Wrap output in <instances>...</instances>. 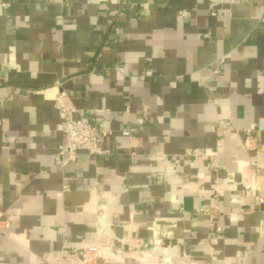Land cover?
I'll return each instance as SVG.
<instances>
[{
	"label": "crops",
	"instance_id": "obj_1",
	"mask_svg": "<svg viewBox=\"0 0 264 264\" xmlns=\"http://www.w3.org/2000/svg\"><path fill=\"white\" fill-rule=\"evenodd\" d=\"M262 18L264 0H0V264L54 261L97 219L122 262L87 264H264L242 186L264 196ZM57 82L108 155L54 166ZM216 149L215 172L185 156ZM96 197L113 202L76 212Z\"/></svg>",
	"mask_w": 264,
	"mask_h": 264
},
{
	"label": "built area",
	"instance_id": "obj_2",
	"mask_svg": "<svg viewBox=\"0 0 264 264\" xmlns=\"http://www.w3.org/2000/svg\"><path fill=\"white\" fill-rule=\"evenodd\" d=\"M229 6L237 5L239 3L248 2L250 0H227ZM3 8H8V3H2ZM190 17V13L186 10H181L178 12V20H185ZM264 22V18L261 19ZM204 38L209 37V33L203 34ZM219 71L214 70V74ZM146 76H151L150 72H146ZM57 92L53 99V107L57 112L60 120V129L64 138V143L56 148L55 155L53 157V164L60 170H64L70 163L75 159L76 153L78 151H85L91 156L108 155L109 151L101 147V142L104 137L111 136L113 132L107 129L97 128L91 125L87 118L85 117L84 111L76 108L66 92L63 90L61 83H56ZM127 111V109H126ZM110 114V112H108ZM139 129L137 128H122L120 133L125 137H132ZM243 148H249L248 138L242 145ZM218 148V147H217ZM187 157L199 158L206 161V166L210 171L215 172L217 170L216 156L217 149L209 154H204L199 151H190L185 154ZM178 159L176 158L175 162ZM245 191V197L251 199L257 204L264 203V196L260 195L259 192L261 188L258 184L253 183L252 185L244 183L243 185ZM123 190H125L123 188ZM69 186L67 184L62 185V192H68ZM113 202L111 197L101 199V197H96L93 202L81 205L77 209V213H84L85 208L93 207L96 210L105 209V207ZM202 211V210H200ZM97 228L94 233L91 234V240L85 237L76 236L75 241L81 243L79 247L70 248L67 246H62L57 253V257L54 261H50L47 257L41 259L42 264H87L90 257H97L98 255L107 258L108 260L122 262V259L112 253L108 247L107 242L102 243L101 240L105 239L102 234L105 229V224L100 222L99 219L96 220ZM0 230L7 231L9 228V223L7 221H0ZM211 226H215L213 223ZM216 231L220 229L214 227ZM261 233L264 234V217H262L260 223ZM8 236H13V233L6 232ZM107 241V239L105 240ZM156 251V249H152ZM140 255V254H139ZM136 260L137 257H136ZM161 264H171L160 259Z\"/></svg>",
	"mask_w": 264,
	"mask_h": 264
},
{
	"label": "water",
	"instance_id": "obj_3",
	"mask_svg": "<svg viewBox=\"0 0 264 264\" xmlns=\"http://www.w3.org/2000/svg\"><path fill=\"white\" fill-rule=\"evenodd\" d=\"M171 264H175V263L171 262Z\"/></svg>",
	"mask_w": 264,
	"mask_h": 264
}]
</instances>
